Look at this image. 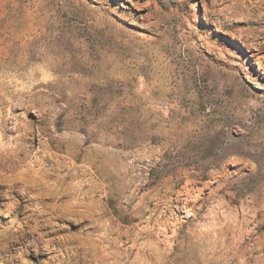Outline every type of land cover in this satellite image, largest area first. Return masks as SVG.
Returning a JSON list of instances; mask_svg holds the SVG:
<instances>
[{
    "label": "rangeland",
    "instance_id": "374dc122",
    "mask_svg": "<svg viewBox=\"0 0 264 264\" xmlns=\"http://www.w3.org/2000/svg\"><path fill=\"white\" fill-rule=\"evenodd\" d=\"M0 264H264V0H0Z\"/></svg>",
    "mask_w": 264,
    "mask_h": 264
}]
</instances>
